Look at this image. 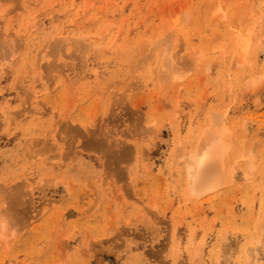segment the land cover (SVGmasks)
<instances>
[{
  "label": "rangeland",
  "instance_id": "obj_1",
  "mask_svg": "<svg viewBox=\"0 0 264 264\" xmlns=\"http://www.w3.org/2000/svg\"><path fill=\"white\" fill-rule=\"evenodd\" d=\"M211 132L222 178L191 192ZM249 263L264 0H0V264Z\"/></svg>",
  "mask_w": 264,
  "mask_h": 264
},
{
  "label": "bare ground",
  "instance_id": "obj_2",
  "mask_svg": "<svg viewBox=\"0 0 264 264\" xmlns=\"http://www.w3.org/2000/svg\"><path fill=\"white\" fill-rule=\"evenodd\" d=\"M260 43V41L258 42ZM258 46V44H257ZM260 46V45H259ZM258 46V47H259ZM256 48V55L255 57L258 58L259 52H261V47ZM55 49V48H53ZM243 53H245V50L243 49ZM246 55V54H245ZM244 55V56H245ZM254 56V55H253ZM255 58V59H256ZM246 58H244L245 60ZM248 59V58H247ZM242 62V61H241ZM244 62V61H243ZM189 65V64H188ZM243 65V64H242ZM248 65V64H246ZM250 65V64H249ZM185 66V65H184ZM189 67V66H187ZM177 69V68H176ZM184 69V68H183ZM172 70V69H171ZM177 73V72H174ZM180 73V72H179ZM181 75V74H180ZM185 75V74H184ZM261 76V75H260ZM243 77V76H242ZM262 79V78H261ZM261 81V80H259ZM260 86V85H259ZM248 87V86H247ZM256 89V88H255ZM249 90V88H248ZM258 96V95H255ZM253 97L254 104L260 106V102L257 98L259 97ZM252 100V101H253ZM253 109V108H252ZM256 111V110H255ZM260 114V113H259ZM210 114H208L209 116ZM215 115V114H214ZM212 116V115H210ZM225 117V116H224ZM216 119V118H215ZM208 122V121H205ZM213 123V122H212ZM223 123V122H222ZM224 124V123H223ZM163 125V124H161ZM161 127V126H160ZM160 127H158L160 129ZM245 127V126H244ZM218 128V127H217ZM243 128V127H242ZM214 129V128H213ZM159 131V130H158ZM201 131V130H200ZM205 131V130H203ZM207 131V130H206ZM244 131V130H243ZM160 132V131H159ZM216 132V131H215ZM209 133V132H208ZM202 135V134H201ZM210 135V134H209ZM200 136V135H199ZM204 137V136H203ZM206 138V139H205ZM226 138V137H225ZM224 138V135H220V133H214L211 132V135L208 137H204V140L201 141L200 144L194 146L193 148H190L187 152V159L185 165H183L186 168L185 173V181H187V187L191 189V192L195 193H201L205 190L211 189L218 184L219 181H221L222 178V168H223V162H222V153L224 152L223 147L226 148V146H223V142L226 140ZM178 141V140H177ZM199 141V140H198ZM242 141V140H241ZM181 142V141H180ZM203 142V143H202ZM226 142V141H225ZM168 144V143H167ZM225 144V143H224ZM227 144V143H226ZM228 145V144H227ZM249 146V145H248ZM176 147V146H175ZM179 148L180 146L177 145ZM119 148V147H118ZM233 148V146H232ZM227 149V148H226ZM249 149V148H248ZM160 150V149H159ZM175 150V149H174ZM180 150V149H179ZM185 150V149H184ZM177 151V150H176ZM242 151V150H241ZM180 152V151H179ZM185 153V152H184ZM183 153V154H184ZM248 153V151L246 152ZM171 154V153H170ZM173 154V153H172ZM177 154V153H176ZM226 155V154H225ZM224 155V156H225ZM247 156V155H246ZM148 157V156H147ZM241 157V156H240ZM242 158V157H241ZM249 160V158H247ZM251 159V158H250ZM247 160V163L249 164ZM250 161V160H249ZM146 162V161H145ZM151 163V162H150ZM251 163V162H250ZM149 164V163H148ZM249 166V165H248ZM245 168V167H244ZM151 173V172H150ZM244 173V172H243ZM231 174V173H230ZM230 180V179H229ZM203 194V193H202ZM189 195V194H188ZM224 244V243H223ZM227 244V243H226ZM204 244L202 243L201 246ZM206 245V244H205ZM257 245V244H256ZM200 246V247H201ZM225 250V249H224ZM248 250V249H247ZM252 251V250H251ZM226 252V251H225ZM246 252V251H245ZM250 252V251H249ZM229 253V252H228ZM227 255V254H226ZM256 255V254H255ZM245 257V256H244ZM256 257V256H255ZM254 259V258H253ZM252 259V260H253ZM258 261V260H257ZM246 262V261H245ZM254 262V261H253ZM250 264V263H249Z\"/></svg>",
  "mask_w": 264,
  "mask_h": 264
}]
</instances>
